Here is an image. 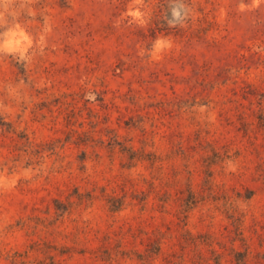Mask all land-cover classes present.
<instances>
[{"label": "rangeland", "instance_id": "374dc122", "mask_svg": "<svg viewBox=\"0 0 264 264\" xmlns=\"http://www.w3.org/2000/svg\"><path fill=\"white\" fill-rule=\"evenodd\" d=\"M0 264H264V0H0Z\"/></svg>", "mask_w": 264, "mask_h": 264}]
</instances>
